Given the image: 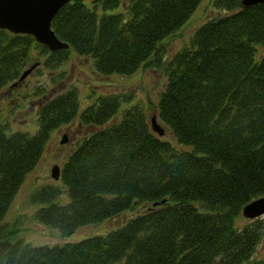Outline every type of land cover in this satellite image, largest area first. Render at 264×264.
Listing matches in <instances>:
<instances>
[{"label":"trees","instance_id":"trees-1","mask_svg":"<svg viewBox=\"0 0 264 264\" xmlns=\"http://www.w3.org/2000/svg\"><path fill=\"white\" fill-rule=\"evenodd\" d=\"M89 1L68 0L51 17L66 48L0 28V90L35 62L31 72L48 68L55 82L70 49L101 74L157 66L165 75L157 117L187 148L153 132L145 104L127 91L96 94L78 111L74 85L37 83L17 103L34 102V131L15 124L17 106L0 104V264H264L252 257L264 213L237 221L264 193V1L208 0L214 9L167 59L164 36L200 0ZM75 117L95 127L75 139L59 177L30 192L31 219L67 235L132 213L105 233L34 244L4 217L53 131Z\"/></svg>","mask_w":264,"mask_h":264},{"label":"rangeland","instance_id":"rangeland-1","mask_svg":"<svg viewBox=\"0 0 264 264\" xmlns=\"http://www.w3.org/2000/svg\"><path fill=\"white\" fill-rule=\"evenodd\" d=\"M89 5L92 3L89 0H84ZM208 0H200L196 8L192 10L188 16L187 21H184L182 25L171 34L164 36L163 43L165 52H163L164 58L170 57L175 50H178L184 43L187 44L189 36L196 28V26L207 18L208 14L212 11L209 6ZM122 5L120 4L116 8H110L105 12L119 11ZM97 7V12L101 10ZM264 52V47L258 48V54ZM70 56L63 61L59 67L55 68V73H58L63 69L62 77L58 78L55 82L51 80V74L48 68L41 67V69H35L30 72L29 75L18 82L15 87L0 90V104L3 108H12L17 106L18 101L22 98L23 93L32 91L33 87L37 83H44L51 87V91H58L68 86H75L78 97V111L84 107L85 103L92 99L94 95L109 92H130L135 98L145 105V112H147V118L149 121L150 115L160 122L157 117V104L158 95L161 92L165 84L164 71L157 66L143 65L135 70L133 73H98L94 69V64L91 62L90 57L85 54H77L73 49L69 50ZM18 85V86H17ZM15 99V100H14ZM31 99H27L21 106H17L15 113V124L18 127H29L30 131H34L36 128V116L34 117V102L31 104ZM9 113V111H8ZM10 115V113H9ZM164 127V134L159 135L161 138L169 140L174 147L185 149L181 143L175 141L169 129L166 128L163 122H160ZM35 126V127H34ZM95 126L87 123L81 124L77 122L75 117L70 122L58 126L55 129L47 142L45 150L40 157L37 164L26 174L24 182L22 183L19 192L13 199L10 207L8 208L5 219L13 220L17 218L20 225V235L26 240L34 243H61L64 241H70L71 239L77 240L80 237L90 235V233L97 234L100 232L105 233L110 230L111 227H115L122 220L124 221L132 211L120 210L119 213L114 216H110L107 219H102L95 224L79 225L74 231H71L67 235L59 233L58 229L43 225L39 222L31 219L32 213L36 206L31 204L28 200L30 192L40 183L45 181H52L54 178L51 175V167L57 163L61 168V163L65 160L66 153L72 149V145L76 138H80L85 132L90 131ZM31 128V129H30ZM64 137L61 142L60 139ZM246 220V216L239 215L237 218L238 223H243ZM252 257H257L264 261V234L260 238V242L256 243Z\"/></svg>","mask_w":264,"mask_h":264},{"label":"water","instance_id":"water-1","mask_svg":"<svg viewBox=\"0 0 264 264\" xmlns=\"http://www.w3.org/2000/svg\"><path fill=\"white\" fill-rule=\"evenodd\" d=\"M264 0H239L240 5L249 6L253 3H260ZM68 0H0V28H6L15 33H30L35 40L45 44L50 50L69 45L59 39L54 34L51 27V20L59 6L64 5ZM38 62L25 68L19 75L18 80H22L28 75ZM14 81L11 85H15ZM150 129L157 135L164 134V127L155 118L154 114L149 117ZM64 137L60 139L62 142ZM59 165L53 164L51 175L57 179L59 177ZM154 204L155 202H151ZM264 213V193L243 204L241 215L247 218L260 216Z\"/></svg>","mask_w":264,"mask_h":264}]
</instances>
